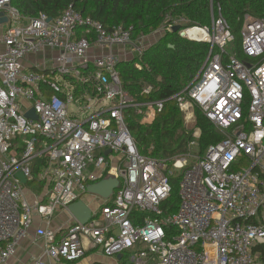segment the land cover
Instances as JSON below:
<instances>
[{"label":"built area","instance_id":"obj_1","mask_svg":"<svg viewBox=\"0 0 264 264\" xmlns=\"http://www.w3.org/2000/svg\"><path fill=\"white\" fill-rule=\"evenodd\" d=\"M1 12L0 264L17 255L36 215L44 250L32 264L79 263L91 251L116 264H264V17L245 16L244 59L228 54L236 37L221 15L201 27L169 18L151 34L180 26V37L210 45L200 73L174 99L186 119L196 123L198 108L224 136L204 154L158 159L140 153L127 114L150 120L165 101L134 98L119 70L151 47L148 36L134 39L123 25L108 30L73 6L57 18L24 17L0 0ZM32 110L37 119L26 116ZM194 137L190 146L199 129ZM20 171L26 185L35 176L45 183L33 204ZM108 178L119 185L87 224L52 226ZM175 178L179 205L170 213L164 204Z\"/></svg>","mask_w":264,"mask_h":264},{"label":"trees","instance_id":"obj_2","mask_svg":"<svg viewBox=\"0 0 264 264\" xmlns=\"http://www.w3.org/2000/svg\"><path fill=\"white\" fill-rule=\"evenodd\" d=\"M12 5L24 17L44 13L52 18H57L73 6L83 15L101 22L108 30L120 25L133 28L134 39L151 35L169 18L172 21L182 16L190 22V26L201 27L211 24L212 15H221L239 41L238 57L241 59L244 55L240 36L245 16L264 17V0H12ZM210 50L208 43L190 41L178 33L167 32L141 57L120 64L124 88L130 95L139 101H165L163 111L150 120L136 117L129 110L128 127L142 155L166 159L188 150L193 132L187 130L185 116L174 97L200 73ZM148 86L153 88L151 94L141 96L143 88ZM196 119V128L201 131L199 150L204 154L211 145L221 142L224 136L198 108ZM178 182L179 178L173 179L171 197L164 204V209L170 213L178 209Z\"/></svg>","mask_w":264,"mask_h":264},{"label":"crops","instance_id":"obj_3","mask_svg":"<svg viewBox=\"0 0 264 264\" xmlns=\"http://www.w3.org/2000/svg\"><path fill=\"white\" fill-rule=\"evenodd\" d=\"M132 56H127L125 61L132 60ZM44 185L45 183L40 180L38 176H35V181L26 185L24 188V193L26 198L30 201V203H34L37 198H41L44 195ZM84 202L93 210L97 211L106 203V199H103L99 196L88 193L84 197ZM67 214L69 216L70 221H73V216L69 215L66 212L58 213L57 216L53 219L52 226L56 229L61 227L62 225H68V223H62L61 214ZM44 221L36 215L34 217V225L29 234V236L23 240L19 246V250L17 255L11 258L6 264H32V262L39 258L44 250V241L37 237L36 231L38 228L43 227ZM50 264H55V262L48 260ZM116 264L117 260L112 258H107L100 254L99 252L91 251L87 255L85 259H83L79 263L74 264ZM68 264V263H65ZM73 264V263H70Z\"/></svg>","mask_w":264,"mask_h":264},{"label":"water","instance_id":"obj_4","mask_svg":"<svg viewBox=\"0 0 264 264\" xmlns=\"http://www.w3.org/2000/svg\"><path fill=\"white\" fill-rule=\"evenodd\" d=\"M7 22V18L4 16V13H0V23L3 24ZM181 29L180 26H175L173 31L175 33L179 32ZM172 47V46H171ZM28 118L37 119V115L34 110L30 111L26 115ZM107 153H110L108 151ZM17 178L20 179L22 184H27V179L25 175L20 171L16 174ZM119 182L117 179L108 178L99 183L88 186V193L99 196L103 199H108L113 191L117 188ZM69 212L73 218L80 222L81 224H87L93 215L92 209L84 202L79 201L69 206ZM121 258V256H120Z\"/></svg>","mask_w":264,"mask_h":264},{"label":"rangeland","instance_id":"obj_5","mask_svg":"<svg viewBox=\"0 0 264 264\" xmlns=\"http://www.w3.org/2000/svg\"><path fill=\"white\" fill-rule=\"evenodd\" d=\"M160 35H162V34H156L155 36L154 35H150V36H148V39H147V44H150L151 46L152 45H154V44H156L158 41H159V39L161 38L160 37ZM141 37V36H140ZM236 37V36H235ZM241 37V36H240ZM139 38V37H138ZM137 38V39H138ZM242 39L240 38V42H242L241 41ZM238 44H239V41L236 39V42L235 43H233V44H231V45H229L228 46V48H227V52H228V54H230V55H235V53H239V49H238ZM240 46H241V43H240ZM240 59H241V57H239ZM72 109H75V106H73L72 107ZM134 112V111H133ZM127 116H128V114H127ZM134 116H136L135 115V113H134ZM129 117V116H128ZM137 117V116H136ZM137 119V118H136ZM185 126H186V128H187V130H190V131H192L193 132V140L191 141V142H193V141H196V139H195V137H194V134L196 133V131H197V128H196V123H193V122H191L189 119H186L185 118ZM186 152H190L193 156H198L199 154H200V150H199V141H198V143L196 144V145H194V146H190V144H189V146H188V150L186 151ZM175 156H177V155H175ZM62 216H61V221H62V223H68L69 221H70V219H69V216L67 215V214H61ZM57 216V215H56ZM18 250H19V248H18Z\"/></svg>","mask_w":264,"mask_h":264},{"label":"bare ground","instance_id":"obj_6","mask_svg":"<svg viewBox=\"0 0 264 264\" xmlns=\"http://www.w3.org/2000/svg\"><path fill=\"white\" fill-rule=\"evenodd\" d=\"M193 33V32H192ZM203 37H206V35H204Z\"/></svg>","mask_w":264,"mask_h":264}]
</instances>
